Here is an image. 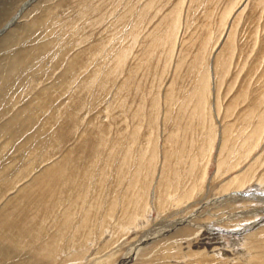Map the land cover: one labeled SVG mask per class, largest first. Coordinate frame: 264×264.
Returning <instances> with one entry per match:
<instances>
[{"label": "rangeland", "instance_id": "obj_1", "mask_svg": "<svg viewBox=\"0 0 264 264\" xmlns=\"http://www.w3.org/2000/svg\"><path fill=\"white\" fill-rule=\"evenodd\" d=\"M212 135L214 149L205 160L199 151ZM179 150L187 153L179 158ZM65 154L68 176L81 182L88 175L100 203L115 200L110 183L125 186L130 171L150 164L155 176L142 173L148 185L140 208L131 209L138 221H111L101 207L90 219L95 227L73 223L76 232L66 234L58 257L38 251V243L0 238V264H107L115 247L120 254L113 264L140 258L156 264L142 253L159 235L162 219L180 207L161 217L157 206L150 213L143 207L166 165L173 167L169 180H181L179 196L189 181L205 178L201 203L224 196V184L235 178L249 181L244 193L264 194V0H0V208L19 181ZM125 157H131L129 168ZM229 158L237 169L227 168ZM71 189L61 184L57 192L77 204L76 196L90 198L81 188L71 197ZM26 209L30 220L37 216ZM40 214L36 224L52 236L55 217L45 221L49 216ZM226 217L211 218L209 225L231 247L233 236L216 223ZM75 252L81 256H71Z\"/></svg>", "mask_w": 264, "mask_h": 264}, {"label": "bare ground", "instance_id": "obj_2", "mask_svg": "<svg viewBox=\"0 0 264 264\" xmlns=\"http://www.w3.org/2000/svg\"><path fill=\"white\" fill-rule=\"evenodd\" d=\"M214 137L215 136L212 135L211 142L210 140L208 142V144H210L209 150L207 148L208 144L206 141L205 142L206 147L203 146L204 149L202 147V149L199 151L200 152L199 154L202 156L206 154L205 157H203L204 159L206 158V156L207 157L210 156L211 152L214 149V145H215ZM216 139H217V134H216ZM226 143L227 142L225 141L224 144ZM248 150L245 152L244 155H242L246 160L252 153V150L250 151L249 148ZM184 151L186 150L177 151L176 154L178 155V157L180 156L179 158H182L181 155ZM146 152L148 153V151ZM67 158H69V156L68 154H65L61 161H56V162L52 161L46 164L44 168H41L36 174L34 175L31 174L33 175V178H31L30 180L29 179L26 180L27 182L22 183V181H19L20 185L17 186L16 188L14 187L15 192H13V194L10 197H8L3 204H1L0 238L13 242H19V243L25 242V244L29 243L30 245L31 243L32 244L38 243L39 244V247L37 248L38 251L46 253L45 255L46 256L48 255L47 257L53 255H57L58 257L59 254H61L66 247V244L64 242L67 240L66 234L68 235V233L72 231L73 233L76 232L73 223L80 221L78 222L79 229L81 227H95L97 225L95 224L96 222L93 223L90 219L93 214L95 215L100 214V212L98 211L100 210L101 207L103 209L107 208L106 212L109 214V218L111 221L115 217L125 218L127 219V224H126L127 226L134 225L135 222L138 221L136 218L137 213L135 211H137L140 208L141 203L139 201L142 192L144 191V188L142 187L147 182V180L140 181V178L143 179V177H146L145 175L144 176L142 175V173L144 172L147 175L146 178H148V174L149 175L151 174L149 172L153 170L150 168L149 162H148L149 168L146 164L145 166L142 165L146 158H143V160L142 157L140 158L142 166H140L136 172L134 170L132 171H130V169L128 170L130 171L129 174H127L128 183H125V186L123 181L117 185L115 184L112 185L111 183L108 185L111 187L110 190L111 189L114 190L116 195L115 200H113L111 203L109 201H103L102 203H100L98 200L94 201L93 198L95 193L93 192L94 184L93 182H90L91 180L89 179L88 175H86L85 180L81 182L75 181V178L68 176L67 172L65 171L62 165V163H65ZM153 158L156 160L155 156H153ZM175 158L177 159V157ZM244 158L241 159L242 162L244 161ZM198 159L197 162H199ZM229 159L230 160L225 161L226 164L230 162L229 167L227 168L229 169L231 168L232 171L234 169H237L236 168L237 166L233 165L236 161L233 163V160H231L232 158ZM130 160L131 157H125V164L127 168H129L128 163H130ZM231 161L233 163L232 165H231ZM197 162L195 161L191 166L193 170L196 168L195 163L198 164ZM166 167H167V173H164ZM166 167L163 166L164 171L162 170L160 176L158 175L159 180L157 179L158 181H156V186L153 192L151 191V194H149L151 200L149 199V201L145 204V207L143 208L150 213L152 211V208H154V206H157L158 208L157 210H159L158 211L159 217L164 216V212H167V210L171 207L173 208L177 207V209L180 207V210L176 214L170 215V219L169 217L165 219L161 218L162 220H164L163 223L160 222L163 227H161V229L159 228L160 229L159 235L155 239H151V242L142 253L144 257L146 256L149 257V259L150 258L156 259V264H174L173 259L178 257L183 260L185 259V261H180L181 259H179L176 264H264V194L263 193L259 194V196L253 193H246V192L244 193L243 189L244 187H246V184L249 181L243 180L246 177H242L243 179L241 178L239 179V178H235L236 177L235 176L234 177L235 179H232L230 182H226L224 184L225 185L223 187V191L225 193L224 196L222 195L220 198H214V199L212 198L208 201H205L204 203H201L203 202V200L198 199L197 195L204 188L205 178H203V180L201 181L200 180L197 182L195 181L196 183H193L192 181L191 182L187 181L189 184L184 185L186 189V194H184L185 196L184 195L179 196V193L181 194L182 191L180 192V190L177 189H179L182 186L181 180L180 182L178 181L179 183H174L175 181L172 182L171 180H169L168 176L172 174L171 170L173 169V167H168L167 165ZM71 175H73L72 172ZM98 176L97 178L101 179L103 175H98ZM152 176H155L154 171L149 177ZM188 176H192V175H188ZM99 181H103V180H99ZM262 181L264 182V179ZM61 184L62 187L64 186L65 189L72 188L69 191L70 192L69 195H71V197L74 196L73 189L76 192L81 188L80 191L83 190L85 192L91 193V194L89 193L90 198L88 200H85V198L80 199L79 196H76V200L82 201V203L80 202L79 204L75 203L74 198H70L69 201L67 200L64 201L59 196L60 191L57 192L58 191L57 188ZM113 186L118 188L113 189ZM174 186H178V187L175 188ZM174 188L175 190H173ZM100 196L101 194L99 195V197ZM192 200L194 201L193 203L190 202ZM28 206L31 207V209L34 208V212L37 214L35 218L32 217V220H30V218L27 217L28 212H30V211L26 212L27 210L26 208ZM82 206L86 207L87 211L82 216H80L77 211L81 209ZM147 206L150 207L147 208ZM43 207H45L44 209L45 211L42 209ZM38 208H40L44 212V215L42 216L45 215L49 216V217H44L45 221H47L51 217L52 218L55 217V219L52 222L56 224V227H55V232L52 236L46 234L48 233V230H46V228L42 224H36L39 218L38 216H40L41 215L40 213L42 212V211L41 212L38 211ZM131 209L135 211L132 212ZM213 209L214 211L218 210L219 214L212 212ZM66 210H68L69 212H66ZM115 211H119L118 212L119 216L116 215ZM230 211H233L236 214L232 215L230 214ZM107 213H105L104 215H106ZM224 214L228 215V217H226L225 219L222 218L221 220L218 219L216 223L219 224L220 227L226 229L223 231L224 234H229L230 236H233L231 237L232 242L230 244L233 245L231 247H228L226 242L224 241L222 242L220 235L217 233L218 230L211 228V226L209 225V221L211 218H218L219 215L224 216ZM70 216H72V219L69 218ZM225 226H229V227L225 228ZM100 230H101L100 236L105 234L103 233L104 232L103 229ZM66 231L68 232L66 233ZM124 231H126V228ZM42 234L49 236V238L48 239L43 238L45 240H40L41 236H43ZM75 235L76 233L74 234V236ZM88 239L89 237L86 240ZM112 241L107 242L105 244L106 247L104 248L107 249L112 247L114 244ZM83 244H85V242ZM237 246L240 247L241 249L236 250L235 248ZM81 249L82 248L80 247L79 251ZM119 254H120L119 248L117 247L112 248V250H110L106 255L105 258L106 263L113 264L115 262V260L113 259L116 258ZM71 256L77 258L78 256H81V253L75 252L74 254H71ZM141 259L142 258H140L139 260L132 261L133 263L127 262L126 264H141L142 263ZM146 260L147 259H145V261Z\"/></svg>", "mask_w": 264, "mask_h": 264}]
</instances>
